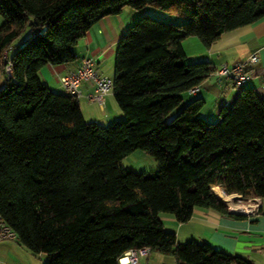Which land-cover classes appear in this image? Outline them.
<instances>
[{
	"label": "trees",
	"instance_id": "obj_1",
	"mask_svg": "<svg viewBox=\"0 0 264 264\" xmlns=\"http://www.w3.org/2000/svg\"><path fill=\"white\" fill-rule=\"evenodd\" d=\"M145 6L186 20L133 22L116 46L111 88L125 120L86 121L78 99L50 90L40 68L73 62L74 45L100 19ZM0 18V218L21 245L42 264H116L141 247L175 264H253L205 242L178 244L161 216L184 223L200 208L242 217L214 186L264 199V99L240 88L213 122L198 116L204 100L195 96L165 117L214 71L187 62L182 40L208 47L264 19V0H0ZM135 150L157 170L123 166Z\"/></svg>",
	"mask_w": 264,
	"mask_h": 264
},
{
	"label": "crops",
	"instance_id": "obj_2",
	"mask_svg": "<svg viewBox=\"0 0 264 264\" xmlns=\"http://www.w3.org/2000/svg\"><path fill=\"white\" fill-rule=\"evenodd\" d=\"M121 12L100 19L85 32L73 47V52L76 55L73 62L60 65L46 64L40 68L39 76L50 90L65 93L59 78L75 71L84 57L95 60L94 70L98 76H106V72L100 71L101 65L107 59L115 56V47L132 21L123 17ZM127 17L134 19L135 15L128 14ZM203 48L205 51L201 52L202 55L197 59L208 61L216 68L229 65L231 57H233L232 64L249 59L253 54H256L258 59L253 63L245 61V69L250 78L241 87H234L228 78L212 72L202 80L196 93L191 94L190 98L198 96L203 98L204 103H206V97L214 94V103H217L220 109L222 106H229L233 102L240 88H252L259 97L264 99V19L224 32L208 47ZM79 92L78 103L86 121H94L101 125L110 122L112 119H122L118 106L116 107L113 103L112 92L104 97L101 106L94 105L96 102L88 99V95L93 92L91 82H82L79 86ZM201 118L203 117L201 116ZM212 191L218 199V196H236V194H224L218 186L212 187ZM161 220L164 229L175 234L178 244L190 240L198 243L205 242L216 250L241 256L253 264H264L263 200L258 214L253 217L242 216L237 218L210 209L195 208L189 220L184 223H178L169 215L161 216ZM146 257L140 258L138 264L141 261V264H144L143 261L146 260ZM43 260V255L31 253L16 238L0 241V264H42ZM116 264L124 263L117 261Z\"/></svg>",
	"mask_w": 264,
	"mask_h": 264
},
{
	"label": "built area",
	"instance_id": "obj_3",
	"mask_svg": "<svg viewBox=\"0 0 264 264\" xmlns=\"http://www.w3.org/2000/svg\"><path fill=\"white\" fill-rule=\"evenodd\" d=\"M257 55L253 54L249 57L247 62L253 63L257 61ZM246 62L235 63L231 68L222 65L220 67H214V73L220 76L228 78L231 84L239 88L246 83L250 75L245 69ZM95 60L90 57H84L81 59L79 67L66 75L59 78L60 84L65 93L75 97H80L79 86L82 82H91L93 85V92L88 95L90 101L103 105L104 97L111 92L112 79L107 80L104 77L98 76L94 70ZM5 71L10 74L9 63L5 66ZM197 89H192L194 93ZM233 208L227 205L228 212L235 215L253 217L258 214L261 207V199L258 197L242 199L239 195L230 197L228 200ZM16 234L14 231L0 218V241L6 239H15ZM150 253L148 247L135 248L125 251L119 258V261H123L124 264H138L139 259L146 257Z\"/></svg>",
	"mask_w": 264,
	"mask_h": 264
},
{
	"label": "rangeland",
	"instance_id": "obj_4",
	"mask_svg": "<svg viewBox=\"0 0 264 264\" xmlns=\"http://www.w3.org/2000/svg\"><path fill=\"white\" fill-rule=\"evenodd\" d=\"M121 13L123 17H126V19L129 18L128 20H132L129 27L133 24L135 20H137L138 18L142 16H148L156 20H163V21H168V22H172L176 24L181 23L186 20L185 17H180L177 15L171 14L168 11L158 9L153 6H145L144 8L139 9V10L132 9L130 7H125L123 8ZM128 14H133V16L135 15V18L133 17L134 19H130V17H127ZM1 21L2 20L0 18V23ZM182 47L184 49L185 54L187 55V59H186L187 62H195L196 60H199L197 58H199L202 55L201 52L205 51L204 50L205 48H203L204 46L201 44V42L196 36H189L185 38L184 40H182ZM232 58L233 57H231V60L228 63L229 65H227L230 68L235 64V63L232 64ZM247 60L248 59H245V60H242L241 62H245ZM100 69H101L100 71L106 72V76L104 78L107 80H111V77L113 76V69H114V57H111L110 59H107V61L103 62ZM190 96L191 94H189L188 92L182 93L181 95L182 100L180 104L166 115L165 117L166 122H169L187 102L194 99V97L190 98ZM214 101H215L214 94L206 97V103H204V105L200 109L198 116H202L204 120L206 121L216 122L218 120L217 114H218L219 108H218V104L214 103ZM113 103H115L117 107V104L114 99H113ZM94 105L97 106L98 103H94ZM214 114H215V117H214ZM124 120L125 118L123 117L122 119H112L110 122L124 121ZM110 122L103 123L101 124V126H107ZM121 164L125 167H128L131 171L135 173H139L143 170H146L148 172H153L157 170L158 168L157 163L154 160V158L143 150H135L131 152L130 154H128L121 160ZM262 200L264 202V199H261V201ZM145 259L146 260L143 261L144 264H175V259L172 255H164L158 252H150L149 256H147Z\"/></svg>",
	"mask_w": 264,
	"mask_h": 264
},
{
	"label": "bare ground",
	"instance_id": "obj_5",
	"mask_svg": "<svg viewBox=\"0 0 264 264\" xmlns=\"http://www.w3.org/2000/svg\"><path fill=\"white\" fill-rule=\"evenodd\" d=\"M218 197H219V199L222 200L224 203H226L227 205H229L230 207L233 208V205H230V204L228 203V200L230 199V197H228V196H218Z\"/></svg>",
	"mask_w": 264,
	"mask_h": 264
},
{
	"label": "water",
	"instance_id": "obj_6",
	"mask_svg": "<svg viewBox=\"0 0 264 264\" xmlns=\"http://www.w3.org/2000/svg\"><path fill=\"white\" fill-rule=\"evenodd\" d=\"M222 202V201H221ZM223 204H225L224 202H222ZM226 205V204H225Z\"/></svg>",
	"mask_w": 264,
	"mask_h": 264
}]
</instances>
